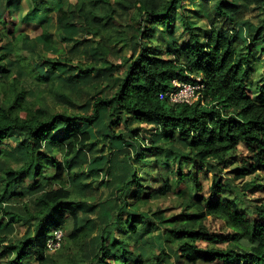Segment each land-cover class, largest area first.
<instances>
[{
    "label": "trees",
    "instance_id": "1",
    "mask_svg": "<svg viewBox=\"0 0 264 264\" xmlns=\"http://www.w3.org/2000/svg\"><path fill=\"white\" fill-rule=\"evenodd\" d=\"M14 3L1 1L0 23L12 15ZM49 3L54 9L58 6V0H31L26 14L43 13ZM98 4H104L103 11ZM115 4L122 14L116 15L106 0H72L58 8L56 23L66 33L61 37L63 50L53 58L35 54L40 63L30 60L25 67L21 60L14 74L12 63L6 61L9 44L0 48V76L11 79L0 102V144L11 133H19L15 150L24 161L18 168H5L0 231L22 217L21 208L7 210V199L23 203L21 197L35 196L34 213L25 216L33 226L31 234L18 243L0 235V260L12 252L14 258L5 264H29L32 259L36 264H175L179 260H172L168 247L176 244L175 254L186 264H264V213L226 202L220 177L214 179L208 196L198 200L200 205L194 204L199 210L207 207V214L198 211L186 222H172L162 211L139 208L170 192L169 167L177 183L187 184L196 196L201 192L198 175L209 168L221 171L234 165V180L264 173V0H115ZM127 13V26L118 27L117 17ZM249 13L257 22L247 19ZM196 17H204L208 30L195 26L191 19ZM91 20L100 23L91 25ZM152 25L163 27L162 40ZM6 38L8 33L0 28V40ZM41 38L52 39L46 32ZM94 38L95 47L88 50L86 41ZM120 45L127 53L119 52ZM84 49L93 63L74 67ZM30 75L38 82L55 75L58 83L79 93L98 84L101 91L107 89L80 105L64 89L57 94L51 81L46 92L79 107L80 113L48 105L36 108L26 98ZM250 76L255 79L251 85ZM173 81L201 86L197 100L188 104L161 99L174 87ZM120 125L126 134L112 130ZM89 127L97 133L94 143ZM240 145L246 157L235 159ZM98 146L107 156L88 160L87 153ZM54 148L60 154L52 156ZM128 194L133 204L126 199ZM85 196L98 199L88 202L81 198ZM2 213L10 220L3 221ZM206 215L223 219L228 235L202 226ZM57 229L63 234L61 246L51 253L47 241ZM141 244L144 254L136 252ZM78 257L88 262L80 263ZM160 258L166 261L161 263Z\"/></svg>",
    "mask_w": 264,
    "mask_h": 264
},
{
    "label": "rangeland",
    "instance_id": "2",
    "mask_svg": "<svg viewBox=\"0 0 264 264\" xmlns=\"http://www.w3.org/2000/svg\"><path fill=\"white\" fill-rule=\"evenodd\" d=\"M3 0H0V3ZM39 3H42L43 0H38ZM69 2H72V0H58V6L54 9L49 4L46 5L45 11L37 12L35 14H26L28 11V7L31 3V0H15L14 5L10 8V12L12 15L5 16V22L0 23L1 31L8 33V38L6 40H0V48L3 46H6L9 44L8 53L6 57L7 62H11L12 65L10 67V70L14 74L16 71V67L20 66V61L22 60L23 67L26 66V64L29 63L31 60L33 63L39 62L38 58L35 57V54H43L45 56L54 57L56 56L60 50H63V44L61 42V37L66 35V33H63L62 27L56 23L55 19V11L60 8L64 7ZM89 2V1H87ZM106 2L109 3L110 6L116 8V15L122 14L123 9L118 7L115 4V0H106ZM102 5L104 4H98V7H101L100 11H103ZM190 9H195L192 4L187 5ZM106 7V6H105ZM209 8L211 6L209 5ZM187 11V9L185 10ZM190 16V13H186ZM247 19L250 22H257L254 15L252 13H249L247 15ZM143 18L140 20L139 24H141ZM128 13L124 15L123 17H117L115 24L118 27L125 28L128 24ZM192 22L195 23V26L199 27L201 31L208 30V26L206 21L204 20V17L200 18H192ZM20 22V23H19ZM30 23H33L31 25ZM47 24L46 28L39 27L40 24ZM98 20H91V25H99ZM27 24V25H26ZM37 24H39L37 26ZM136 25V24H135ZM60 26V27H59ZM153 26V25H152ZM156 31V36L161 37L162 40V34L161 30H164L163 27H155L153 26ZM61 28V30H60ZM50 33L51 34V42H45L42 40L41 36L42 33ZM28 34V35H27ZM180 32H178L177 35H179ZM23 35L26 36V39L23 38ZM11 36L14 38L12 40ZM97 39L94 38L93 40L86 41V47L88 50L90 48L95 47V41ZM33 42L36 44V47L33 45ZM24 48H23V45ZM122 48L120 49V53H127V48L123 45H120ZM116 49L119 50V45L115 46ZM87 49H84V51L81 52V58H78L77 61H73V66L75 67L76 64H82L83 66L88 63H93L92 58L90 56H85L87 53ZM263 58V55H261ZM27 60H23L26 59ZM40 63V62H39ZM33 66H29L31 69ZM68 68H71L70 66ZM65 69L63 68V71ZM21 72V71H20ZM21 76H23V73H20ZM59 75L64 74L62 71L58 73ZM54 76H51L48 81H36L32 75H30L29 78L26 80V92H27V102L31 105L39 107L40 105L43 107H51L54 110H61V109H68L73 110L75 112L80 113V110L77 108H72L69 106L66 102H61L56 96L53 98L51 94L46 92V88L48 87V84L50 85V82H55V91L58 94L59 89H64L63 91L67 93L66 95L68 98L78 101L80 105L84 103L89 97L92 96V99L94 95L101 94L100 92L105 91L107 88H103L104 90L101 91L100 85L94 86L93 88L88 89L86 92L79 93L77 92L78 89H74L73 87L69 86L68 84L58 83L56 79H54ZM11 79L6 77V75L0 76V102L2 101V98L4 97V93L7 90V85L10 83ZM249 83H251L255 80L254 77L250 76L248 79ZM3 82V84H2ZM80 89V88H79ZM76 90V91H75ZM30 92V95H29ZM106 94H110V91H106ZM102 95V94H101ZM36 96V97H35ZM59 96V95H57ZM99 97V95H97ZM79 105V106H80ZM104 120L101 122V125L103 124ZM124 127L123 125H120L118 128L114 127L112 130L117 134L121 133L120 130H122ZM136 128V127H132ZM139 128V126H138ZM136 131V129H134ZM89 132L93 136L91 143H94L97 139V133L95 132V128L89 127ZM126 134L127 132H122ZM121 133V134H122ZM20 134H14L11 133V135L6 138L1 144H0V195L2 194L5 181H4V172L5 168L9 165L13 166L14 168H18L21 166V163H23V159L21 155L19 154L18 150H15V146L17 142L20 140ZM128 144H131L132 142L130 139H126ZM160 141H165L164 138L160 139ZM89 143V144H91ZM88 150V148L86 149ZM57 152V153H56ZM87 153V152H86ZM60 154L56 148L53 149V152L51 153L52 156H56ZM246 150L243 147V145H240L237 149V153L235 156L236 158H245L246 157ZM107 156V153H100L99 152V146L93 149L92 151H89L87 153L88 160H103V157ZM125 157V154L123 155V158ZM123 158L118 159L121 160ZM209 165L208 167H210ZM234 169V165H229L228 167L223 168L221 171H218L217 169H207V172L200 173L198 176V185L199 188H201V192L196 196L195 193L192 192V189L187 184L180 185L177 183V180L174 179L173 173L170 171L169 167V181L171 185V190L166 196L157 195L154 197V199L150 202H148L145 206H140L141 211H162L163 217L174 222H186L187 219H190V215H196V212H205L207 214V207H202V209L199 210V208L196 209L194 204L200 205L198 200L201 198H206L210 191V186H212L214 179H217L218 177L221 178V182L225 188V193L222 195V198L226 202L235 201L236 204H238L239 208H242L244 210L245 207L250 208H259L264 213V173L257 172L253 175L247 176L240 180H234L232 177L231 172ZM140 172L138 171V174ZM216 176V177H214ZM26 183H30L29 180H26ZM43 186H47L46 183L42 184ZM81 195V192H79ZM34 197L33 194H30L26 197H21L23 200V203H15V201L18 199L14 198H8L7 201L9 203V206L7 207L8 211L12 212H22V217L19 218L17 222L9 223L7 224L1 231L0 235L7 238L9 242L18 243L21 239L26 238L28 235L31 234V224H28L26 222V219L28 218V215H33L34 210ZM83 200H86L88 202H93L98 199V197H81ZM126 199L129 201V204H133L135 200L131 197L130 194L127 195ZM204 202V201H203ZM21 208L18 211H14L15 209ZM241 210V211H243ZM32 214H31V213ZM27 215L26 219L25 216ZM2 220L3 221H9L10 217L8 214L2 213ZM248 218L253 219H259L257 214H247ZM27 223L26 224H24ZM32 222V221H31ZM202 226H204L209 232H212L214 234H222L225 237L228 235L229 228L226 227V224L223 219L217 218L216 216H210L206 215V217L202 221ZM71 220L68 219L66 228H71ZM195 226H197V223H195ZM155 233H157V230H154ZM115 240V239H112ZM244 245H249L247 241H241ZM201 245H205L206 243L200 242ZM226 245H220V244H213V247L215 248H224ZM3 248V246H0V250ZM177 248L176 244H170L168 247V253L172 257V260H179V262H175V264H186L184 263L183 259H178V256L175 254V250ZM74 252H76V249H72ZM141 254L145 253V246L141 244L137 247L136 252H139ZM8 259H2L0 260V264H5L8 260H12L14 258V254L8 253ZM47 255V257H53ZM54 258V257H53ZM55 258H59L58 256ZM77 260L80 263H87L88 260L83 261V258L78 257ZM49 262H52L51 259H48ZM166 261L165 258H160V262L164 263ZM37 260H30L29 264H36ZM158 264V263H153ZM216 264V263H214Z\"/></svg>",
    "mask_w": 264,
    "mask_h": 264
},
{
    "label": "built area",
    "instance_id": "3",
    "mask_svg": "<svg viewBox=\"0 0 264 264\" xmlns=\"http://www.w3.org/2000/svg\"><path fill=\"white\" fill-rule=\"evenodd\" d=\"M174 87L169 89L166 93L161 94L160 98H168L170 102L173 103H188L192 104L198 98L197 91L201 86L192 85L189 83H181L177 81H173ZM63 234L61 230L52 231V237H50L47 241V247L49 251L52 253L61 246Z\"/></svg>",
    "mask_w": 264,
    "mask_h": 264
}]
</instances>
